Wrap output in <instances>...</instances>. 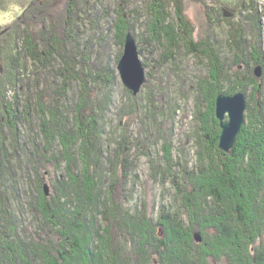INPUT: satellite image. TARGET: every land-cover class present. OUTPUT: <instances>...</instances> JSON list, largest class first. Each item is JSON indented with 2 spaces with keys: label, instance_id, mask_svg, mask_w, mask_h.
I'll return each instance as SVG.
<instances>
[{
  "label": "trees",
  "instance_id": "1",
  "mask_svg": "<svg viewBox=\"0 0 264 264\" xmlns=\"http://www.w3.org/2000/svg\"><path fill=\"white\" fill-rule=\"evenodd\" d=\"M82 1L88 5H97L94 0H65L67 18L64 17V20L68 28L78 27L84 31L82 19L86 18L85 14L88 12L87 8L83 11ZM165 2L176 7L175 13L178 16L181 14L180 5L182 1L158 0L154 2V12L158 16L162 14L159 18L164 19V21L160 24L167 29L171 19H168L169 14L165 10L163 11L166 6ZM261 2L264 5V0H244L242 8L238 10L236 15L239 16L236 18V23L227 24L229 23L227 22V33L224 34L229 40L232 37L231 39L235 43L237 42L244 52L247 51L245 54H248L250 61L247 59L245 61L249 62L247 63L249 73L254 61V58L251 60L252 51L257 47V55H259L261 48H263L261 47L264 31L263 16L260 13L263 7ZM70 5H77L81 8L78 12L75 10L73 12ZM52 21L47 24V17L41 19L44 25L41 40L47 39L45 36L53 31L54 26L51 27L50 25L55 24V20L53 23ZM123 22L127 23V20ZM158 22L157 20L153 25L158 26ZM165 22L168 25H164ZM248 23L250 24L251 37L254 39L252 50H250L253 47L250 44L252 40L247 38L243 29ZM23 25H25L24 30L20 34L18 33L19 37L16 40L17 54H20L21 59L17 62L15 58L13 66L4 67V70L8 72L9 76L11 74V78L8 77L9 81H21L29 74L35 75L36 80H38L36 86L39 87V84H42L43 92L37 89L35 90L36 94L26 95L24 99L26 104L23 109L20 106L22 100H16L14 120L18 118L16 123L24 121L27 116L31 117L35 108L40 109L43 113L48 111L53 119L55 116L59 117L60 124L54 123L47 128L46 126L40 127L44 146L42 144L40 147L32 145L36 151L32 148L30 151L27 147L25 152L35 158L40 156L37 152L43 153V156L47 152H54L57 155L61 152L60 158L67 162V170H65L68 173L67 176L70 178L71 175L77 185L70 187L65 178L57 182V178L48 180L45 175H40V172H28L33 173L39 182L37 198L33 193H26V196L23 197L15 188L17 192L15 190L13 194L18 199L20 206L17 209L15 202L11 204L8 199L7 195L10 193L2 192L0 183V239L3 243L6 242L1 254L5 253V248H8V252H10V247H13L16 253L14 258L13 254L5 253L3 256L5 264H97V260L99 264L264 263V230L262 226L264 224V206H262L264 202L261 203V200L254 199L257 196L254 194L258 193V190L264 191V177H262L264 176V164L262 163L264 148L261 147L264 145V124L258 127L259 130L249 131L246 123L247 125L242 127V132L230 155L219 150L214 156L203 154L202 148L207 143L198 144L199 135L195 133L197 136L196 143L199 145L197 166H195L196 169L187 172V174H183L184 172L182 174L177 173L175 170L177 163L171 156L167 158L168 164L166 163L165 166L162 163H156V160L158 162L159 159H152L150 164L154 169L157 167L158 171L155 174L157 173L156 175L163 179L170 178L176 188L174 194H171V201H162L156 210L157 212H154L155 209L153 208L150 212L154 217H151L145 200L140 196L135 197L134 200L133 189H136L137 184H139V176L136 173L138 169L137 160L133 159L135 158L132 153L133 142L130 140V142L128 140L126 142V136L114 144V139H117L116 136H112L114 139L111 136L108 138L104 136L106 134L104 115L109 112L112 90L115 85L113 70L109 71L111 73L110 80L103 79L100 74L96 75L95 80H91L89 73L92 72L85 62L87 55L83 56L82 49H85L82 48L83 45L74 49L73 38L68 36L67 43L62 42L63 44H60L58 40L46 41L47 48L43 49L39 39L33 41L32 37L29 38V29L27 28L29 23H23ZM119 28L121 29L117 30V27H114L121 37V43H124L128 28L122 29L124 26ZM37 37L40 38V34ZM65 38L64 41H66ZM70 44L75 50L76 64L70 61L68 55ZM97 46L94 44L95 48H98ZM215 47L218 48L219 43L216 42ZM48 48L50 50L55 49L56 56L47 53ZM42 56H44L43 59H41ZM88 57H90L89 53ZM258 61L256 62L260 65L262 60L258 59ZM21 63L24 65L23 70L20 69ZM47 72L52 73L47 74ZM43 74H45V78H42ZM56 78L63 80L62 92L58 90V87H55ZM28 81L26 87L31 88V83ZM213 82L221 85L217 94L231 95L234 91L242 92L248 98L247 102H250L249 83L246 86L244 84L239 85L238 80H215ZM236 83L242 89L238 86L235 88ZM74 86L78 87L81 93L77 96V99L79 96L80 98L76 108H67V103L65 105L56 104L60 101L58 98H63L68 102L69 90L72 91ZM197 88L200 90L202 87L199 85ZM256 91L260 94L259 110L264 118V85L259 90L257 88ZM148 94L147 92L145 98L148 100L147 105L144 104L146 107L141 108L147 112L146 120H151L154 126L158 120H168L165 119L167 108L166 111L158 110L155 107V100L150 101ZM66 109L71 110L72 114L75 115L73 120L65 117L64 110ZM196 113L199 115L201 112L199 110ZM25 115L26 117H24ZM10 124V129L21 136L23 135L22 131L21 134L17 130L19 128L16 124L12 121ZM4 131H6L5 128ZM158 131L160 134V129ZM172 131L173 128L168 127L167 131H164L165 135L162 134L167 142L170 140L169 135ZM76 134L82 142L78 141L75 146ZM21 136L20 138H23ZM216 140H219V135L215 138V142ZM17 147L22 148L24 146L18 143ZM65 151L66 153L69 152L70 157L66 155ZM77 152L80 154L78 160ZM36 153L39 156H36ZM22 155L23 153H18L17 158L3 162L2 160L5 159L4 156L6 155L0 149V181L4 182L6 179L8 184L16 187L17 181L15 180L22 173L19 169L22 170L23 159H25ZM147 156L150 157V154ZM62 162L64 161L62 160ZM45 164L53 165L54 170L60 168L58 161L57 164L54 162ZM26 168L28 169V165ZM3 171H5V175H3ZM25 178L28 179L27 175ZM46 182L51 186L62 183L60 187L62 194L59 195L58 192L55 194L57 189L53 194H45L44 187L48 184ZM10 185L8 188H11ZM17 193L20 195L19 197ZM199 193L203 195L201 200L195 198V196L199 197ZM87 221L94 224L92 229L95 233L92 234L89 229L87 231L86 227H83L88 223ZM38 227L40 231H43L42 234L51 237L46 243L40 239L42 235L34 233V229ZM161 231L163 232L162 235L159 234ZM196 231L201 234L202 244L195 246L192 236L197 233ZM112 233H114V238L109 241L107 236L112 235ZM31 235L40 237L37 239L38 243L34 242ZM59 237L61 240L57 242L56 238ZM241 237L246 238L245 243ZM192 245L194 247L190 249ZM124 256L130 259H126Z\"/></svg>",
  "mask_w": 264,
  "mask_h": 264
},
{
  "label": "rangeland",
  "instance_id": "2",
  "mask_svg": "<svg viewBox=\"0 0 264 264\" xmlns=\"http://www.w3.org/2000/svg\"><path fill=\"white\" fill-rule=\"evenodd\" d=\"M156 1L158 0H94V3L97 5H88V3L82 1L81 5L83 11L87 8L88 12L85 14L86 18L82 19L84 23L83 31L78 27V29H73L65 25V0H0V149L3 150L6 155L4 156L5 159L2 160L3 162L8 159L17 158L18 153H23L22 156L25 158L23 159L22 170L19 169L22 173L17 180H15L17 181L16 187H12L8 184L6 179L4 182L0 181V183L2 192L11 194L7 195L8 199L11 204L15 202L17 209L20 208L19 201L13 194L16 189L19 190L23 197L26 196V193H33L37 198L36 195L38 193L39 182L35 179L33 173L28 172H40V175H45L48 180L57 178V182L65 178L68 180L66 182H68V186L70 187H75L77 185L74 183L75 181H72L73 179L70 174V178L67 176L68 173L65 171L67 170V162L65 159L60 158L62 156L61 152L59 153L60 156L56 153L54 154V152H47V154H44L45 156H43L41 152H37L40 155L36 153V156H39V158L37 157L38 159L25 152L27 151V147L30 151H32L31 148L36 151V148H33V146L40 147V144L44 146L40 127L46 126L47 128V126H52L54 123H59L61 121L58 120L59 117L57 118V116H55L53 119L48 111L43 113L40 109L38 110L35 108L31 117H26L25 115L24 117L26 118H24V121H19V123H16L18 122V118L14 120L16 100H22L20 106L22 107L21 109H23L26 104V102H24L26 95L35 93L37 89L43 92L42 84H39V87L36 86L38 80H36L37 78H35V75L29 74L26 77L24 76L26 79L23 78L24 80H18L19 83L17 80L9 81L8 77L10 76L8 72L4 70V67L9 68L13 66L15 58L17 62L21 59L20 54H17L16 40H18L19 37L18 33L20 34V32L24 30L25 25H23V23H29L27 27L29 29V38L32 37L33 41L34 39H39L43 49L47 48L46 41L58 40L60 44L62 42L67 43L68 36L73 38L74 49H77L76 47H80V45L82 47L83 45L82 48L85 49H81L85 53H83V56L85 57L87 55L85 62L89 66L90 72H92L89 73L91 80H95L94 78L99 74L100 76L102 75L103 79L106 78V80H110L111 73L109 71L113 70L115 85L112 90L113 95L110 101L111 106L109 112H106L104 115V128L106 132L104 136L105 138L116 136V140L112 137V139H114V144L121 141V139L126 136V142L127 140L133 142L132 153L136 158L133 159L137 160L138 169L136 173L139 176V184H137L136 189H133L135 194L134 200L137 196L142 197L148 204L149 212L152 211L153 208L155 212L162 201H171V194H174L176 188L175 184H172L170 178L163 179L156 175L157 173L155 174V172H158L156 169L157 167L154 169L150 161L159 159L158 162L156 160V163H162L163 166H165L166 163L168 164L167 158L171 156L175 163H177V167L175 168L177 173L182 174L184 172L183 174H187V172L196 169L195 166H197L199 145L196 143L197 136H195V133L199 135L198 144L207 143L205 147L203 146L202 148L203 154L214 156L219 150L226 155H230L231 150L234 148L226 152L220 148L219 140L215 142L217 135L220 136L222 132L220 120L216 114V100L221 94H217V92L221 85L215 84L213 81H222V79L225 81L238 80L239 85L244 84L246 86L247 83H249L248 92H250V102L248 103V98H246L244 121L235 142L238 141V137L242 132V127L246 123L248 124H246L247 130L249 129V131L252 129V131L259 130L258 127L264 124V118L260 114L258 103L260 94L256 91L257 88L259 90L261 86L264 85V31L261 43V47H263L261 48L262 50H260L259 55H257L258 49H256V47L251 53V60L254 58V61H251L252 68L250 73L247 69V63L249 62L245 61L246 59L250 61V57L247 56L248 54H245L247 51L244 52L243 48L231 39L232 37H230L229 40L224 36L228 28L226 25L236 23V18L239 17L236 15L238 14V10L242 8L244 0H181V14L178 16L175 13L176 7L173 4L165 2L166 6L163 11L165 10L169 14L167 18L171 19L167 29L160 24L164 21V19L159 18L162 14L158 16V14L154 12L155 9L153 7ZM261 6L263 7L260 13L263 16L262 22L264 26V5L262 2ZM71 7L73 12L74 10L78 12L81 8L77 5ZM45 17H47V24L52 20H55V24L50 25L51 27L54 26V29L49 32L48 36H45L47 39L41 40V35H43L42 32H44V25L41 19ZM124 20H127V23H124ZM157 20L159 21L158 26L153 25ZM164 25L168 24L165 22ZM123 26L124 28L122 29L128 28V32L125 34V42L121 43V37L114 27H117V30H119L121 29L119 27ZM243 29L244 33L247 34V38L252 40L250 41V44L253 45V47L250 48V50H252L254 48V39L250 34V24H246ZM39 34L40 38L37 37ZM129 35L132 36L136 43L139 51V59L146 72L147 80L138 94H134L133 91L124 84L118 70L119 62L124 56L126 40ZM64 38L66 41H64ZM216 42L217 44L219 43L218 48L215 47ZM160 43H162V45H160ZM94 44L98 45V48H95ZM72 47L73 46L70 44L68 55L71 59L70 61L76 64L77 59L75 58V50H73ZM54 50L55 49L50 50L48 48L47 53L56 56ZM88 53L90 57H88ZM43 57L44 56H42L41 59H43ZM47 57H49V55H47ZM258 59L262 60L260 65L255 61H258ZM224 60L229 61L225 62ZM23 66L24 65L21 63V70L24 69ZM258 69H260V75H257ZM50 73L47 72V74ZM42 78H45V74L42 75ZM56 80L55 87H58V90L62 92L61 84L63 80L58 78H56ZM27 81L31 83V88L26 87ZM223 84L225 83L223 82ZM199 85L202 87L200 90L197 88ZM239 85L236 83L235 88L236 86L241 87ZM240 89H242V87ZM60 92L58 93L60 94ZM147 92L149 93L150 101H156H154V103L158 110L166 111L167 108L165 119L168 120H158L155 125L157 127L152 124L151 120H146L148 116L147 112L141 109L142 107H146L144 104L147 105L148 100L145 99ZM198 93H200V98ZM238 93L242 92L234 91L231 95ZM80 94L79 88L74 86L72 87V91L69 90L68 102L63 98H58L60 101L56 102V104L65 105L67 103V108L72 107V109H75L80 98L79 96L77 99V96ZM244 96L246 97L245 94ZM96 97H98V95H96ZM199 110L201 113L197 115L196 112ZM64 111L65 117L73 120L75 115L72 114V111L67 109ZM228 118L226 114L225 121H228ZM11 121L19 128L17 129L19 132H23L22 136L9 128ZM7 122H10V125ZM19 124L22 125L20 126ZM168 127L171 129L173 128V131L171 135L168 134L170 140L167 142L164 137V131H167ZM4 128L6 131L3 132ZM114 129H116V131H114ZM158 129H160V134ZM168 135L166 136L168 137ZM20 136L23 138H20ZM78 141L82 142L81 138H78L76 134L75 146ZM18 143L24 147H17ZM261 147L264 148L263 145H261ZM147 154H150V157H148ZM66 155L69 156V152H67ZM79 157L80 154L77 152V160ZM62 160L64 162H62ZM57 161L58 163L60 162V168H56L55 171L50 162L57 164ZM262 163L264 164V159ZM27 165L28 169L26 168ZM89 167L91 168V166ZM3 175H5V171H3ZM26 175L28 179L25 178ZM17 183H19V185H17ZM9 185L11 188H8ZM61 186L62 183L53 186L48 183L44 187V192L45 194H53V192L56 191L55 189H57V192L61 195ZM57 192H55V194ZM163 192L165 193L164 195ZM254 195L256 196L254 199H257V201L261 200V203L264 202V191L258 190V193ZM19 196L18 194V197ZM202 196L203 195L199 193V197L195 196V198L201 200L203 198ZM35 201L37 202V200ZM262 206H264V203ZM151 213L152 212H150L149 215L154 217ZM92 226H94V224L88 222L83 227H86L87 231L89 229L93 234L95 232ZM262 226L264 230V224ZM34 233L42 235L40 236L41 238L31 235L35 243H38V238H43L42 240H44L45 243L48 239H51L50 236L48 237V235L42 234L43 231H40L39 227L34 229ZM159 234L162 235L163 232L161 231ZM107 237L109 241H112L114 233ZM192 237L195 246L202 244V238L199 232ZM56 239L57 242L61 240L60 237ZM242 239L243 242L244 240L246 242V238ZM186 241L189 242L188 240ZM228 243L230 244V242ZM4 244L5 243L0 239V264H5L3 258L5 253L13 254V258L16 256L13 247H10V252H8V248H5V253L1 254ZM194 245H192L190 249H192ZM243 247L244 244L242 248ZM124 258L130 259L127 256H124ZM97 264H99L98 260Z\"/></svg>",
  "mask_w": 264,
  "mask_h": 264
},
{
  "label": "water",
  "instance_id": "3",
  "mask_svg": "<svg viewBox=\"0 0 264 264\" xmlns=\"http://www.w3.org/2000/svg\"><path fill=\"white\" fill-rule=\"evenodd\" d=\"M118 70L124 84L134 94H138L147 79L144 66L139 59L136 43L130 35L127 37L124 56L119 62ZM257 75H260V69L257 70ZM216 106V114L222 130L219 136V146L222 150L229 152L234 147L239 130L243 125L246 97L242 93L220 94L217 97ZM226 114L229 117L228 121H225Z\"/></svg>",
  "mask_w": 264,
  "mask_h": 264
},
{
  "label": "bare ground",
  "instance_id": "4",
  "mask_svg": "<svg viewBox=\"0 0 264 264\" xmlns=\"http://www.w3.org/2000/svg\"><path fill=\"white\" fill-rule=\"evenodd\" d=\"M70 2V1H69ZM64 3V2H63ZM65 4V3H64ZM67 4V3H66ZM71 6H73V5H71ZM70 6V7H71ZM67 7V6H66ZM77 9V8H76ZM65 19V18H64ZM93 21V20H92ZM33 25V24H32ZM60 26V25H59ZM60 28V27H59ZM137 30V29H136ZM56 31V30H55ZM142 33V32H141ZM144 33V32H143ZM27 34V33H26ZM177 35V34H176ZM179 35V34H178ZM58 36V35H57ZM63 37V36H62ZM179 38V37H178ZM109 39V38H108ZM168 39V38H167ZM170 39V38H169ZM216 40V39H215ZM176 41V40H175ZM83 43V42H82ZM9 45V44H8ZM74 50V49H73ZM150 51V50H149ZM85 54V53H84ZM83 54V55H84ZM257 57V56H256ZM80 59V58H79ZM255 61H257V60H255ZM23 65V64H22ZM84 74V73H83ZM10 76H11V74H10ZM223 80V79H222ZM36 85V84H35ZM62 86V85H61ZM35 95V94H34ZM45 98V97H44ZM27 107V106H26ZM15 108V107H14ZM29 109V108H28ZM34 112V111H33ZM98 114V113H97ZM89 116V115H88ZM102 116V115H101ZM12 117V116H11ZM250 124V123H249ZM28 126V125H27ZM26 129V128H25ZM253 130V129H252ZM63 135V134H62ZM44 139V138H43ZM95 140V139H94ZM249 142V141H248ZM264 146V145H263ZM90 147V146H89ZM235 150V149H234ZM83 152V151H82ZM262 152V151H261ZM43 154V153H42ZM80 158V157H79ZM82 159V158H81ZM45 160V159H44ZM95 160V159H94ZM130 162V161H129ZM69 164V163H68ZM89 168V167H88ZM52 172V171H51ZM73 181V180H72ZM57 192V191H56ZM65 196V195H64ZM60 204V203H59ZM139 212V211H138ZM253 217V216H252ZM37 219V218H36ZM146 222V221H145ZM113 229V228H112ZM23 232V231H22ZM62 234V233H61ZM43 239V238H42ZM101 240V239H100ZM4 243H6V242H4ZM10 243V242H9ZM14 243V242H13ZM30 243V242H29ZM12 244V243H11ZM15 244V243H14ZM97 244V243H96ZM17 245V244H16ZM69 245V244H68ZM4 246V245H3ZM47 247V246H46ZM43 249H44V247H43ZM128 249V248H127ZM71 250V249H70ZM47 251V250H46ZM50 251V250H49ZM60 251V250H59ZM172 251V250H171ZM48 252V251H47ZM207 252V251H206ZM62 253V252H61ZM174 253V252H173ZM29 255V254H28ZM61 255V254H60ZM176 255V254H175ZM239 257V256H238ZM16 258V257H15ZM23 258V257H22ZM24 259V258H23ZM11 261V260H10ZM14 261V260H13ZM181 261V260H180ZM141 263V262H140ZM31 264V263H30ZM83 264V263H82Z\"/></svg>",
  "mask_w": 264,
  "mask_h": 264
}]
</instances>
